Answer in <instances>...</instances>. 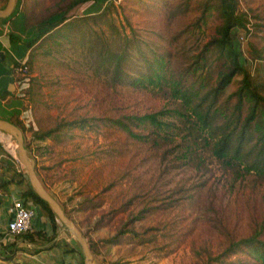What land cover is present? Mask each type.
I'll list each match as a JSON object with an SVG mask.
<instances>
[{
	"label": "rangeland",
	"instance_id": "rangeland-1",
	"mask_svg": "<svg viewBox=\"0 0 264 264\" xmlns=\"http://www.w3.org/2000/svg\"><path fill=\"white\" fill-rule=\"evenodd\" d=\"M203 1L98 0L78 4L69 14L94 15L114 3L108 23L89 32L98 43L108 40L117 47L119 34L135 36L147 41V50L167 49L186 63L221 23L216 11L201 19ZM239 1L254 24L242 45L250 58L251 45L264 51V0ZM73 2L18 0V8L30 15L35 31ZM78 39L72 46L53 43L51 54L33 49L26 92L19 90L23 113L12 117L24 127L39 176L94 246L93 264H220L212 258L230 239L248 237L264 222V179L224 166L197 144L191 146L192 158H184L179 128L156 146L113 125L111 119L162 109L179 117L174 109L180 105L168 88L113 85ZM182 119L176 123L182 125ZM45 133L50 136L39 138ZM8 142L17 151L9 137ZM228 261L263 264L247 250Z\"/></svg>",
	"mask_w": 264,
	"mask_h": 264
},
{
	"label": "trees",
	"instance_id": "trees-1",
	"mask_svg": "<svg viewBox=\"0 0 264 264\" xmlns=\"http://www.w3.org/2000/svg\"><path fill=\"white\" fill-rule=\"evenodd\" d=\"M89 1L99 3L98 0H74L66 11L43 19L34 37L27 42L30 65L33 49L43 48L45 53L51 54L53 43L60 46L67 42L72 46L81 37L78 41L87 58H94L95 69L103 71L113 85L153 87L161 91L168 88L180 105L174 109L180 113L179 117H171L173 109H162L111 119L113 125L126 130L136 140L150 141L156 146H161L157 142L159 139L169 141L170 131L179 128L183 133L179 144L186 148L184 158H192L191 146L197 144L207 147L208 152L224 166L239 167L264 179V51L251 45L248 58L241 48L237 33L247 27L251 17L248 11L241 10L240 1L202 2L204 12L201 19L208 11H216L221 23L186 63L177 61L167 49L147 50V41L135 36L123 37L119 34L117 47L108 40L98 43L97 37L89 32L102 21L108 23L109 11L115 5L111 3L94 15L69 14L78 4ZM25 21L30 26L31 17L27 13ZM26 80V76L19 79L21 93L26 92ZM181 116L182 125H178L176 122ZM11 121L24 131L21 123L14 119ZM46 136L50 133L39 138ZM27 148L31 153L32 150ZM164 148V156H168V147L164 145ZM18 181H27L23 193L25 198L41 205L53 221H60L48 203L34 192L28 179ZM10 182L1 178L0 188L7 189ZM109 241L116 244V238ZM90 245L94 251V246ZM246 250L253 256H259L264 264V222L250 236L230 239L224 251L212 259L220 264H235V261H228L229 258Z\"/></svg>",
	"mask_w": 264,
	"mask_h": 264
},
{
	"label": "crops",
	"instance_id": "crops-1",
	"mask_svg": "<svg viewBox=\"0 0 264 264\" xmlns=\"http://www.w3.org/2000/svg\"><path fill=\"white\" fill-rule=\"evenodd\" d=\"M8 3V2H7ZM6 3V5H7ZM3 2L0 9L6 7ZM34 26H28L24 12L18 8V0L13 13L0 17V117L13 119L23 113L24 101L19 97V88L12 77L13 69L21 59L29 57V42L36 34ZM4 54V57L2 56ZM0 150V179L12 181L8 188H0V264H82L81 247L71 231L61 223L53 221L45 209L37 204L32 229L15 238L7 233L12 215L10 207L13 197L23 193L28 179L17 173L12 159L6 160ZM10 163V165H9ZM9 165V166H8ZM70 232H69V231ZM79 248V249H78Z\"/></svg>",
	"mask_w": 264,
	"mask_h": 264
},
{
	"label": "water",
	"instance_id": "water-1",
	"mask_svg": "<svg viewBox=\"0 0 264 264\" xmlns=\"http://www.w3.org/2000/svg\"><path fill=\"white\" fill-rule=\"evenodd\" d=\"M16 1L17 0H8L6 7L0 9L1 18H6L13 13L16 6ZM2 56L4 57V54H2ZM0 131H4L15 138L18 145L16 153L23 169L27 173L32 189L40 198L48 203L62 224L65 225L75 236L84 255V264H93L95 258L87 238L77 223L67 214L61 203L50 192L39 176L36 169L35 159L30 155V151L25 144V135L21 127L9 119L0 117Z\"/></svg>",
	"mask_w": 264,
	"mask_h": 264
},
{
	"label": "built area",
	"instance_id": "built-area-1",
	"mask_svg": "<svg viewBox=\"0 0 264 264\" xmlns=\"http://www.w3.org/2000/svg\"><path fill=\"white\" fill-rule=\"evenodd\" d=\"M240 30H242L243 33L239 34L238 40L242 50L244 51L242 45L245 44L249 40V37L254 33L253 23H248L245 29H239V31ZM28 72L29 65L27 57L19 60L15 68L13 69L12 77L17 86L19 79L23 76H26ZM8 137L12 139V141L17 145L12 135L4 131H0V146L4 150L2 156L12 159L17 173L24 177H27V173L23 169L22 164L17 156L16 149L13 150L8 143ZM23 193H20L19 195L13 197V204L10 207V213L12 217L8 222L7 228V233L9 237L15 238L17 236L27 233L32 229L33 218L37 212V203L34 202L32 199L25 198Z\"/></svg>",
	"mask_w": 264,
	"mask_h": 264
},
{
	"label": "bare ground",
	"instance_id": "bare-ground-1",
	"mask_svg": "<svg viewBox=\"0 0 264 264\" xmlns=\"http://www.w3.org/2000/svg\"><path fill=\"white\" fill-rule=\"evenodd\" d=\"M9 143V145L12 147V149L14 150L15 148H14V144L13 143H11V142H8ZM17 143V142H16ZM17 147H18V145H16Z\"/></svg>",
	"mask_w": 264,
	"mask_h": 264
}]
</instances>
